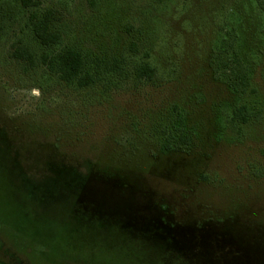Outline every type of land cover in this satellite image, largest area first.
Returning <instances> with one entry per match:
<instances>
[{
  "label": "rangeland",
  "instance_id": "obj_1",
  "mask_svg": "<svg viewBox=\"0 0 264 264\" xmlns=\"http://www.w3.org/2000/svg\"><path fill=\"white\" fill-rule=\"evenodd\" d=\"M37 1L0 0V264H264V9ZM47 8L63 45L121 70L86 88L61 82L28 26L29 10ZM232 52L251 94L226 84ZM142 62L152 80L137 78ZM241 102L260 112L235 129Z\"/></svg>",
  "mask_w": 264,
  "mask_h": 264
},
{
  "label": "trees",
  "instance_id": "obj_2",
  "mask_svg": "<svg viewBox=\"0 0 264 264\" xmlns=\"http://www.w3.org/2000/svg\"><path fill=\"white\" fill-rule=\"evenodd\" d=\"M256 1L260 8L264 9V0ZM20 2L25 9L39 5L37 0H20ZM27 20L33 38L43 48L51 49V51H43L38 56L39 62L47 70L54 73L65 85L86 88L97 84L105 74L121 70V59H92L76 47L63 45L62 34L54 29L57 20L55 9L47 8L41 12L29 10ZM13 55L15 58L23 59L28 63L35 62L33 53L26 47H17ZM220 69L221 72L223 70V77L226 78V84L232 93L242 96L251 94L254 91L249 66L236 52H232L231 55L226 57ZM135 74L137 78L152 80L156 75V68L148 62H142L136 66ZM259 112L260 109L257 106L249 102H241L232 109L228 123L232 128L240 129L241 126L258 117ZM178 129L182 133L181 129ZM163 131L164 135H169L164 143V150L169 151L173 147V142L169 139H172V129L164 128ZM180 135V143H188V136ZM127 244L120 245L125 246Z\"/></svg>",
  "mask_w": 264,
  "mask_h": 264
}]
</instances>
